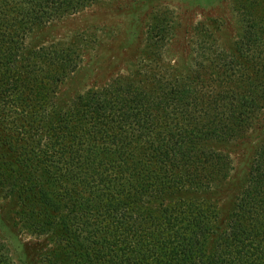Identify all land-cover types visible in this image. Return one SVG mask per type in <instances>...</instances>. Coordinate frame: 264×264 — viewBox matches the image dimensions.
Instances as JSON below:
<instances>
[{
  "label": "rangeland",
  "instance_id": "obj_1",
  "mask_svg": "<svg viewBox=\"0 0 264 264\" xmlns=\"http://www.w3.org/2000/svg\"><path fill=\"white\" fill-rule=\"evenodd\" d=\"M253 1L254 9L244 6ZM76 11L33 27L15 10L12 20L0 17V140L17 148L7 150L8 160L21 159L11 170L0 149V237L15 264H85L91 249H100L108 225L100 209L123 188L94 176L86 160L94 137L136 149L172 141L171 133L177 141H200L228 156L230 176L243 163L237 171L242 184L247 164L264 155V0H90ZM166 30L170 39L162 45L152 34ZM124 39L134 41V51L112 60ZM18 48L24 53L15 63ZM48 103L57 104L63 121L54 133L64 137L40 151L50 124L42 116ZM64 144L81 149L79 160L62 156ZM36 173L62 206L72 233L62 240L53 228L22 232L14 216L20 191L9 198L2 192L10 179L23 183ZM218 183L206 196L219 204L223 228L230 208L221 205Z\"/></svg>",
  "mask_w": 264,
  "mask_h": 264
},
{
  "label": "trees",
  "instance_id": "obj_2",
  "mask_svg": "<svg viewBox=\"0 0 264 264\" xmlns=\"http://www.w3.org/2000/svg\"><path fill=\"white\" fill-rule=\"evenodd\" d=\"M72 1L64 0L65 3L70 2L65 4L60 0H0V17L4 21L12 20L15 10L17 19L29 26L47 25L51 19L77 12L80 5L88 6L90 0ZM244 6L252 10L256 3L245 2ZM157 23L159 25L161 21ZM25 27L17 28L24 30ZM166 32L152 35L165 45L170 39ZM126 42L121 40V44L116 46V56L113 55L112 60L134 51V41ZM23 53L22 49H17L15 63ZM17 77L26 83L30 81L21 73H17ZM33 92L29 88V96ZM100 92H93V95H101ZM21 97V103L26 102L24 99L27 97ZM55 106L51 107L49 103L43 106L42 116L50 124L44 138L39 139L40 151L50 144H59L64 137L54 133L55 127L59 128L63 121L62 116H57L54 111ZM71 127L79 130L76 124ZM171 137L174 138L172 141L167 139L164 144L147 149L115 143L110 138L99 141L94 137L91 146L87 144L92 159L86 157V160L92 161V171L98 182L120 185L123 189L116 191L119 197L113 203L107 201L106 206L100 209V217L106 219L101 223L108 224L107 230L100 232L102 245L98 250L91 249L85 264H264V155L260 151L254 162L247 164L248 173L242 184L237 171L239 168L243 171V163L230 176L227 171L229 158L224 153H216L200 141H177L173 133ZM2 140L0 149L4 151V162L13 170L18 166L17 162H21L19 155L14 163L5 155L9 148H17L12 141L5 143ZM61 149L62 156L71 155L70 161L79 160L81 149L66 144ZM37 170L41 172L43 168ZM37 176L40 180L35 178L38 181L36 185L31 184L34 178L23 183L18 181L20 179L18 182L10 179L9 186L2 187V192L9 198L20 191L16 202L18 211L14 216L19 224L23 223L22 232L36 233L53 228L54 238L62 240L63 233L72 234L61 212L62 206L53 191L39 185L42 177ZM213 181L221 184V205L228 204L230 208L223 228L220 226L219 204L212 203V198L206 196L215 190ZM186 191H193L196 195L182 197ZM98 198L102 203L106 200L100 193ZM10 254L9 244L0 237V264H15Z\"/></svg>",
  "mask_w": 264,
  "mask_h": 264
}]
</instances>
